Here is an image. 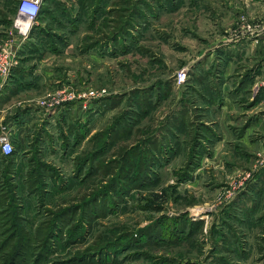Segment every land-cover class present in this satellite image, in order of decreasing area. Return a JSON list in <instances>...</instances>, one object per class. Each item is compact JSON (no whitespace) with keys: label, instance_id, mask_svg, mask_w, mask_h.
I'll use <instances>...</instances> for the list:
<instances>
[{"label":"rangeland","instance_id":"rangeland-1","mask_svg":"<svg viewBox=\"0 0 264 264\" xmlns=\"http://www.w3.org/2000/svg\"><path fill=\"white\" fill-rule=\"evenodd\" d=\"M19 1L0 264H264V0Z\"/></svg>","mask_w":264,"mask_h":264},{"label":"built area","instance_id":"built-area-1","mask_svg":"<svg viewBox=\"0 0 264 264\" xmlns=\"http://www.w3.org/2000/svg\"><path fill=\"white\" fill-rule=\"evenodd\" d=\"M43 6V0H20L16 7V19L13 22V28L21 35H25L31 24H34ZM25 24L27 28L23 31L22 26ZM14 64V55L10 52L7 45L0 50V78L5 77L11 66ZM90 93L86 91H78L74 88L60 87L53 92H48L37 102V106L44 110H52L69 103L85 102L89 99ZM13 153V146L9 137L0 134V154L4 157ZM264 156V151H263Z\"/></svg>","mask_w":264,"mask_h":264},{"label":"crops","instance_id":"crops-1","mask_svg":"<svg viewBox=\"0 0 264 264\" xmlns=\"http://www.w3.org/2000/svg\"><path fill=\"white\" fill-rule=\"evenodd\" d=\"M24 42H25V40H24V38H22V37H20V36H17V38H9L8 39V41L4 44V45H7L8 46V48H9V50H10V52L12 53V55H14V54H16L17 56H18V54L19 53H21L22 51H23V48H22V46L24 45ZM27 92V91H26ZM28 93V92H27ZM0 96H1V98H7V96H4V95H1L0 94ZM17 95H14V96H11L7 101L8 102H6V103H8V104H6L5 102H4V105H2V108L0 109V120H2V119H4V121L6 120V117L8 116V114H10V112L7 114L6 112H7V110L10 108V107H8V105H9V102L10 101H12L13 100V98H15ZM11 106V105H10ZM28 106H30V105H28ZM54 113V112H53ZM56 113V112H55ZM54 113V114H55ZM50 115V114H49ZM15 116H17V115H15ZM12 119V121L14 120V119H16L15 117H11ZM3 121V122H4ZM10 121L8 120V122L7 123H9ZM9 124H11V123H9ZM9 124H7V126H9ZM12 127H14V126H12ZM10 128V127H9ZM22 136H23V132H22Z\"/></svg>","mask_w":264,"mask_h":264},{"label":"trees","instance_id":"trees-1","mask_svg":"<svg viewBox=\"0 0 264 264\" xmlns=\"http://www.w3.org/2000/svg\"><path fill=\"white\" fill-rule=\"evenodd\" d=\"M41 11V10H40ZM14 152V151H13ZM14 156V153H12L10 156L4 157L0 154V157H2L4 160H9L12 159V157ZM18 258V257H16ZM1 264H20L19 261H17L15 258H10L4 262H2Z\"/></svg>","mask_w":264,"mask_h":264},{"label":"bare ground","instance_id":"bare-ground-1","mask_svg":"<svg viewBox=\"0 0 264 264\" xmlns=\"http://www.w3.org/2000/svg\"><path fill=\"white\" fill-rule=\"evenodd\" d=\"M27 25L28 24H25V26L24 25L22 26L23 31H25V29L27 28Z\"/></svg>","mask_w":264,"mask_h":264}]
</instances>
